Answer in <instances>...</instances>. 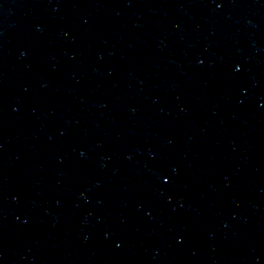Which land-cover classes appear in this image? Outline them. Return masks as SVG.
Wrapping results in <instances>:
<instances>
[{
  "label": "water",
  "instance_id": "water-1",
  "mask_svg": "<svg viewBox=\"0 0 264 264\" xmlns=\"http://www.w3.org/2000/svg\"><path fill=\"white\" fill-rule=\"evenodd\" d=\"M0 264H264V0H0Z\"/></svg>",
  "mask_w": 264,
  "mask_h": 264
},
{
  "label": "snow or ice",
  "instance_id": "snow-or-ice-1",
  "mask_svg": "<svg viewBox=\"0 0 264 264\" xmlns=\"http://www.w3.org/2000/svg\"><path fill=\"white\" fill-rule=\"evenodd\" d=\"M219 7V5H217Z\"/></svg>",
  "mask_w": 264,
  "mask_h": 264
}]
</instances>
